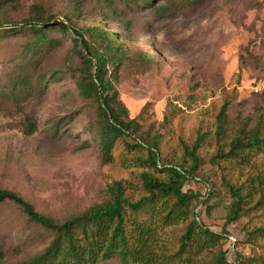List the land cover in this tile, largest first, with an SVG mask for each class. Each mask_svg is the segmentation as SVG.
<instances>
[{"label": "rangeland", "instance_id": "rangeland-1", "mask_svg": "<svg viewBox=\"0 0 264 264\" xmlns=\"http://www.w3.org/2000/svg\"><path fill=\"white\" fill-rule=\"evenodd\" d=\"M38 2L48 12L62 15L74 9L76 0H10L0 15L20 20ZM128 2L80 0L81 15L72 19L77 28L101 24L120 32L129 54H153L156 62L148 70L137 61H127L116 88L129 116L141 114L138 122L143 130L160 134L164 156L180 159L181 142L192 139L196 130L211 132L224 105L231 123L238 125L248 119L253 123V116L264 106L260 95L264 88V0H207L195 7H179V3L160 12ZM152 5L163 2L155 0ZM21 45V38L0 39V79L7 77L11 58L17 56ZM74 52L68 37L61 38V44L40 59L38 70L31 73L32 80L38 72L43 73L38 91H18L12 97L0 93V186L17 192L35 210L58 220L99 202L109 182L135 179L143 171L128 165L134 160H124L127 154L122 146L115 148L110 163L103 164L98 149L86 145L88 134L82 127L90 120V113L73 91H63L71 90L66 67L73 66L76 58L69 64L66 58ZM54 71L62 76L51 79L49 74ZM200 152L203 158L197 172L214 189L201 219L219 232L231 203L222 183L226 170L209 161L212 146L205 144ZM261 165L264 149L252 160L231 163L229 168L234 180L241 182ZM153 175L166 177L165 172L154 171ZM253 198L240 218L226 227L227 235L238 240L228 247L229 264H236L239 254L253 256L252 249L264 258L263 238H255L252 248L246 242L250 229L264 225V201L253 205ZM161 220L155 219L157 243L169 247L173 226ZM50 238L11 202H0V245L5 264H16L41 251Z\"/></svg>", "mask_w": 264, "mask_h": 264}, {"label": "trees", "instance_id": "trees-1", "mask_svg": "<svg viewBox=\"0 0 264 264\" xmlns=\"http://www.w3.org/2000/svg\"><path fill=\"white\" fill-rule=\"evenodd\" d=\"M8 1L0 0V13ZM128 1L135 7L160 12L179 3V7H195L207 0H161L163 5L157 7L152 5L155 0ZM79 2L76 0L74 9L62 15L48 12L41 2L32 4L30 14L20 20L0 15V39L15 37L22 42L17 56L11 58L7 77L0 79V93L12 97L18 91H38L43 73L38 72L34 80L31 73L38 70L40 59L67 36L75 52L66 63L74 57L76 62L66 67L71 90L63 91H73L90 113V120L82 127L88 134L86 145L98 149L103 164L110 163L115 148L122 146L127 154L124 160H134L128 165L143 171L135 179L109 182L99 202L63 220L38 212L17 192L0 186V202H11L31 225L51 235L41 251L16 264H229L228 247L238 240L227 235L226 227L240 218L253 196V205L264 201V166L241 182L234 180L229 166L246 163L264 149V106L253 116L252 124L248 119L236 125L226 118L224 105L211 132L196 130L192 139L181 142L180 159L164 156L160 134L150 135L143 130L138 122L141 114L129 116L116 88L127 61H137L148 70L156 62L155 57L145 51L129 54L123 35L101 24L75 27L72 17L81 15ZM61 76L56 71L49 74L51 79ZM260 95L264 100V88ZM163 119L167 121L168 116ZM205 144L213 147L209 161L226 170L222 183L231 197L219 232L205 226L201 219L214 192L212 184L197 172ZM154 171L165 172V179L154 176ZM135 189H139L136 195ZM157 218L173 226L169 247L157 243ZM257 237L264 239V225L248 231L246 242L251 248ZM252 252L251 257L239 254L236 264L264 263L263 256ZM2 259L0 245V264H5Z\"/></svg>", "mask_w": 264, "mask_h": 264}]
</instances>
